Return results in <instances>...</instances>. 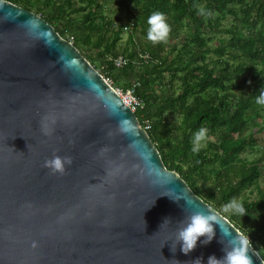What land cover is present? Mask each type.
Wrapping results in <instances>:
<instances>
[{
    "label": "water",
    "instance_id": "water-1",
    "mask_svg": "<svg viewBox=\"0 0 264 264\" xmlns=\"http://www.w3.org/2000/svg\"><path fill=\"white\" fill-rule=\"evenodd\" d=\"M122 118L133 135L120 131ZM142 149L172 183L152 182ZM57 154L72 157L63 174L44 167ZM197 211L215 217V237L186 255L176 235ZM224 232L264 264L166 169L135 113L78 49L40 16L0 0V264H207L224 256Z\"/></svg>",
    "mask_w": 264,
    "mask_h": 264
},
{
    "label": "trees",
    "instance_id": "trees-1",
    "mask_svg": "<svg viewBox=\"0 0 264 264\" xmlns=\"http://www.w3.org/2000/svg\"><path fill=\"white\" fill-rule=\"evenodd\" d=\"M6 1L71 39L114 89L133 91L135 116L166 169L233 224L264 261L262 159H242L259 142L258 120L264 122V105L256 100L264 91V0H121L124 21L107 18L99 0ZM202 7L212 15H201ZM156 11L169 26L164 40L149 39ZM119 57L126 60L122 68L114 64ZM201 127L208 139L193 152ZM246 192L237 203L243 211L225 210Z\"/></svg>",
    "mask_w": 264,
    "mask_h": 264
},
{
    "label": "clouds",
    "instance_id": "clouds-1",
    "mask_svg": "<svg viewBox=\"0 0 264 264\" xmlns=\"http://www.w3.org/2000/svg\"><path fill=\"white\" fill-rule=\"evenodd\" d=\"M201 15L211 16L212 12L205 8H200ZM150 22L153 25L149 32V39L152 40H164L169 33V26L165 22V16L163 13L156 11L152 13ZM257 103L264 105V91H261L256 98ZM120 131L129 135L134 134V124L130 118H122L120 120ZM45 135L49 134L47 128L44 129ZM208 129L201 127L193 137V152L200 151L208 139ZM137 145L139 141L136 142ZM106 151V149H105ZM140 157L145 162L147 175L152 179L154 184H168L172 183L167 177L163 176L159 168L151 161L150 153L146 149H142L139 152ZM72 163L71 156L53 155L52 158L45 160L44 167L49 169L52 174H63L66 171V166H70ZM229 207L233 208L236 212L243 211L242 207L238 204H230ZM215 217L208 214L205 211L194 212L189 218L188 222L179 229L176 235V243L181 247L186 255L193 251L201 237H205L202 241L204 244L210 243L215 237L214 230ZM225 237H231L224 245V256L217 258L215 255L208 258L207 264H253V260L249 255L250 249L240 241L238 234L233 237L231 232L223 233ZM223 243V242H222ZM36 242H33L32 247L35 248ZM175 264H178L175 261ZM194 264H203L202 258H197Z\"/></svg>",
    "mask_w": 264,
    "mask_h": 264
},
{
    "label": "rangeland",
    "instance_id": "rangeland-1",
    "mask_svg": "<svg viewBox=\"0 0 264 264\" xmlns=\"http://www.w3.org/2000/svg\"><path fill=\"white\" fill-rule=\"evenodd\" d=\"M118 1H121V0H99L100 4L103 5V7H104V14L107 18L112 19V20L124 21V7L120 8L117 4ZM127 38H128V33H126L122 36V40L120 43H122L123 46H124V44L127 43ZM135 38L137 41H139L141 43L143 42V38L141 37V35L139 33L135 35ZM69 42L72 43V40L70 39ZM214 43L215 44H212V45L216 46L217 41H214ZM91 52L96 53V51H91ZM108 83L111 84V81H108ZM258 121L261 124L258 127V132H257V130H253V131L255 132L254 133L255 137L259 138V142L254 147L253 151L249 150L245 154H243L242 159H245L248 162H251V161L257 160V159H262L261 165H262L263 173H262V177L259 181V186L262 189H264V122H262L260 120H258ZM209 139L211 140L212 138H209ZM247 196H248V193L246 192L243 196L238 198L234 204L241 202ZM255 197H256V195H254V197H252V199H254ZM225 210L231 211V208L225 206Z\"/></svg>",
    "mask_w": 264,
    "mask_h": 264
},
{
    "label": "built area",
    "instance_id": "built-area-1",
    "mask_svg": "<svg viewBox=\"0 0 264 264\" xmlns=\"http://www.w3.org/2000/svg\"><path fill=\"white\" fill-rule=\"evenodd\" d=\"M114 64L117 68H122L126 65V60L122 57H119L117 60L114 61ZM108 83V80H106ZM111 85V84H110ZM119 97L122 99L123 103L129 107L133 112L137 109L139 105V101L135 98L133 91L129 90L126 93H123L119 89H114Z\"/></svg>",
    "mask_w": 264,
    "mask_h": 264
}]
</instances>
